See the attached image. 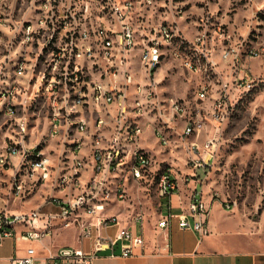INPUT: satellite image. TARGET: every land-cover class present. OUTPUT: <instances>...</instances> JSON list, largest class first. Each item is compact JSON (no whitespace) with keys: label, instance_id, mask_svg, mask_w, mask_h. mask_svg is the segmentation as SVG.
Segmentation results:
<instances>
[{"label":"built area","instance_id":"1","mask_svg":"<svg viewBox=\"0 0 264 264\" xmlns=\"http://www.w3.org/2000/svg\"><path fill=\"white\" fill-rule=\"evenodd\" d=\"M132 2H126L123 6L114 3L115 10L119 12L120 29L93 28L95 38H88V30L84 28L80 31L82 41H75L72 38V56L75 58L76 65L71 68L65 64L61 70L59 64L64 62L66 57L65 46H63V34L57 37L56 30L51 34L44 27L45 17L48 15V2L39 6L42 19L39 28L46 30L44 41L41 43L37 52L36 61L40 57H45L48 63L46 71L36 72V67L32 71L28 85L20 82L18 75L9 78L10 90L0 88V117L6 121L0 125H9L13 128L11 136L4 139L5 144L0 146V167L6 168L12 163V159L17 157V163L13 172V194L15 198L26 199L33 194L37 187L61 181V190L69 191L63 196L49 195L46 204L58 207L57 210L46 211L43 206L35 207L29 211L9 214L7 211H0V243L5 238L23 239L27 242L43 243L51 237L57 229L79 228L81 240H92L93 251H84L75 247H64L49 249L47 254H40L37 248L29 247L28 254L24 257H14L9 264H95L99 252L104 249H112L113 255L118 246H121V256L128 258L136 253V250L143 248L145 239L143 234L134 232L130 228H121L115 234L108 232L110 228L119 227L124 220L120 215H110L105 213L112 203L126 201L127 179L126 174L135 175L136 181L156 182V194L162 207V201L168 199L178 189V178L173 176L172 169L163 173L162 179L154 178L156 168H161L163 163L149 162L148 156L141 154L140 140L146 133L144 119L150 117L153 120L154 135L160 144L166 145L169 141L163 133V127H155V119H162V126L167 122L165 119L166 109L164 100L161 101L152 85L146 86L140 79L133 78L132 57L135 50H142L146 45H152V62L140 63L142 73L150 77L152 73L160 69L167 55L179 56L176 53L175 38H180L181 34H170V24H160L152 29L151 32L140 35L138 31L127 29V16L132 8ZM4 12L0 9V45L1 33L9 32V41L6 42L11 48L9 55H4V59L13 61L14 50L25 52L24 64L29 60L35 49H29L28 43L35 42L36 26L33 24L28 29V33L18 34L16 31L17 23L24 18L14 19L13 25L6 26L4 23ZM26 18V17H25ZM62 25V23H61ZM61 25L58 29L61 28ZM38 27V26H37ZM114 31H122L125 35V43L119 47V52L109 54V49H101L100 42H108L114 38ZM170 51V52H169ZM208 59V69L217 73L218 61L209 58L205 49L201 50ZM45 52L46 55H45ZM254 50L250 55H254ZM235 54H240L238 49L231 47V60H226L228 65L238 70V77L233 81H226L225 91L214 101L212 119L219 124L216 126L212 137L204 142H197V133L205 132L207 129L206 120L193 117L186 104L179 102L172 103L173 117L179 116L185 122V133H192L196 141L185 142L187 148V164L193 173L184 176L186 183L191 185L199 176L196 171L203 169L205 176L206 168H210L213 163L214 155L217 153L221 133V121L228 105H232L233 92L231 87L237 90H247L253 85V78L247 62L243 60V66H236ZM2 56H0L1 58ZM35 57V56H34ZM56 63H49V60ZM224 58V52L222 54ZM225 59V58H224ZM60 62V63H59ZM191 72L200 74L199 65L189 62L188 59L183 63ZM37 66V64H36ZM99 66H107V76H99ZM30 72V71H29ZM28 72V73H29ZM51 74V86L47 88V94H43L48 100L46 106L49 114V132L40 140L31 144V140L38 131L37 126H33V134L25 135L23 129H16L14 126V115L12 108V96L15 89H23L25 100L22 102L21 117L24 123H29L27 109L31 107L33 96H40L38 85L42 82V74ZM65 80L64 86H58L57 78ZM0 78H8L6 74H0ZM105 79H112V87H105ZM12 80V81H11ZM138 81L139 96H136V103L131 110L124 109L125 97L128 94L129 81ZM69 92H77L78 101H71ZM203 99L204 93L208 92V86L204 85L199 92ZM151 99L150 111H142L143 99ZM70 104L78 105V112H70ZM55 110H63L65 124L55 126ZM91 113L92 119L88 117ZM130 120L133 128V140L129 147V152H122L116 145L118 136L121 135L120 121ZM151 121V122H152ZM150 123V122H149ZM34 125V124H33ZM65 135H72V144L75 146L74 155L62 154V143ZM98 135V143H93L92 148H85L83 144L84 136ZM50 152H59L58 163H69V169L64 177H57V168L53 173L46 174V165L49 160ZM101 156H109V166H100ZM120 157L121 165L114 166L113 158ZM85 171H91V180L80 184L79 177L84 176ZM32 181L28 187V181ZM202 181V180H201ZM201 183V185H200ZM193 185V184H192ZM190 202L185 212L178 215L179 227L183 230L191 229L199 234V238L211 234L209 226L210 206L205 200L203 181L195 183L190 188ZM226 207L230 209V205ZM169 209L171 206L169 205ZM172 211L163 217L159 226L168 228L172 217ZM133 221L141 222L143 225L145 216L135 213Z\"/></svg>","mask_w":264,"mask_h":264},{"label":"rangeland","instance_id":"2","mask_svg":"<svg viewBox=\"0 0 264 264\" xmlns=\"http://www.w3.org/2000/svg\"><path fill=\"white\" fill-rule=\"evenodd\" d=\"M45 1L49 5L47 12L49 17H45L44 27L48 26L46 30L51 34L56 30L57 37L61 36V33L64 35L62 44L66 48V57L63 63L59 62V70L65 64L68 65L69 61L71 68L76 65L75 58H71L70 42L72 38L77 42L82 41L80 31L84 28L92 29L88 30V38H95L93 28L120 29L119 12L115 10L114 3L121 6L128 1L133 3L127 22L132 23L137 31L139 28L140 35L151 32L160 24H170L175 34H181L180 38H175L176 53L179 56L167 55L160 69L150 77H146L140 67L143 55L150 45L144 46L143 53L142 50H135L131 59L133 77L143 81L146 86L152 85L158 94L157 98L164 100V109L167 108L165 113L167 122L162 126V119H155V127H163V133H166L165 138L168 136L169 142L164 146L151 131H146L140 143L151 151L158 163H163L162 169H172L175 177L187 173L185 169L189 166L185 142L196 139L192 135H183L185 122L179 116L173 117L172 103L174 101L185 103L193 117L206 120L207 129L205 132L197 133V142L202 143L212 137L219 124L211 117L214 101L223 95L221 92L223 80L233 81L239 72V69L228 72L232 67L225 61L232 58L230 55V59H224L222 54L231 53L232 46L238 49L240 54H235L234 58L240 62L236 66H243L245 60L255 82L247 90L233 91L231 87L230 91L234 93L233 104L228 108L229 118L220 124L221 133L214 161L210 168H206L207 175L204 173L200 178L196 177V180L203 181L205 200L212 209L221 204L223 209L237 213L250 226L252 234L264 241V0H0V9L6 14L4 15L6 26L13 25V18H24L17 23L18 34L28 33L32 21L38 26L35 42L28 43L29 49H35L31 55L34 59L29 60L28 65L24 64L25 52L21 50H14L13 61L4 59L3 56L9 55L11 48L5 44L9 41V32L1 33V42L4 43L0 45L2 56L0 74H6L8 77L0 78L2 90H10L9 78L18 75V80L28 85L34 67L36 72L46 71L48 67L45 57H40L38 62L35 60L46 32L39 28L42 19L39 6L45 4ZM60 25L61 28L58 29ZM100 45L101 49H105L104 42H100ZM202 49L206 50L210 59L218 61L217 73L209 71L210 76L196 74L184 66L183 63L187 59H193L195 63L208 62ZM114 50L117 52L116 48ZM251 50H254V55H250ZM49 63H53V67L56 65L51 58ZM105 68L107 66H99V76H107L102 74ZM50 78V73L42 74V82L38 85V93L42 94V97L33 96L32 105L26 111L29 123H24V117H21L22 102L25 100L23 89H15L11 97L15 128H25L24 134L31 135L33 126H37L38 133L33 136L31 144L49 132L48 107L45 105L48 99L43 97V94H47V88L51 86ZM57 80L62 83L58 86L65 85L64 77ZM105 83L112 86V79H105ZM136 83L138 84V81ZM204 85L208 86L207 99H201L199 96ZM71 93L75 96V92ZM128 94L132 95L129 98L130 105L136 96L140 95L133 86L128 89ZM143 103L145 112L150 111L151 99H143ZM58 117L60 125L63 126L65 124L63 110H59ZM144 120L148 122L146 129L150 124L153 127L152 118L146 117ZM5 121V118L0 117V124ZM130 123L129 120L127 124ZM12 132L14 131L9 123L0 125V146L5 144L4 139L11 136ZM95 139L94 135L84 136L85 148H92ZM122 141L126 144L128 142L127 147L131 146V140ZM61 147L62 152L66 147L75 148L72 144V135H65ZM127 150L129 152V148ZM57 155L59 157V152L49 153L54 159H57ZM15 163L17 157L13 158L12 163L6 168L0 167V174H6L11 168L14 170ZM12 175L13 172L7 175L5 184H13ZM156 182L151 180L140 184L133 180L128 183L126 199L128 204H117L115 211L122 210L121 216H128L129 220L134 213H141L150 219L160 212ZM31 183L32 181H28L27 186L30 187ZM50 184L45 185L46 188ZM56 185L53 183L54 188ZM57 189L61 190V187ZM208 200L212 202L209 204ZM227 204L230 205V209L226 207ZM126 209L130 211L129 215ZM105 213H109V210Z\"/></svg>","mask_w":264,"mask_h":264},{"label":"crops","instance_id":"3","mask_svg":"<svg viewBox=\"0 0 264 264\" xmlns=\"http://www.w3.org/2000/svg\"><path fill=\"white\" fill-rule=\"evenodd\" d=\"M223 71V69H221ZM233 69L231 68L229 73ZM91 120V113L88 112ZM47 128V127H46ZM146 131H151L154 135V129L149 125ZM141 144V143H140ZM142 145V144H141ZM146 149V146L142 145ZM149 150V149H148ZM187 173H193L192 169L187 167ZM11 168L6 174H0V211H7L9 214L29 211L38 206H43L46 211L57 210L58 207L52 204H46L50 194L65 197L67 190L54 188L52 184L46 188L45 185L37 189L28 199L15 198L13 194V184H5L7 175L12 174ZM91 171L84 172V179L90 177ZM200 176L204 174L203 169L196 171ZM184 176L178 174V189L171 197L162 201L160 212L154 214L150 219L145 217L143 225L141 222L129 220L128 216L123 217L122 210L115 211L117 204L128 202L112 203L109 207L110 215H120L124 222L119 227H113L108 230L115 234L121 228H130L134 232L143 234L145 246L136 250V253L128 258L121 256V246H118L113 255L112 249H104L98 253L95 264H264V241L252 234L250 226L244 218L237 213H231L220 204L212 209L209 219L211 234L199 238V234L191 229L183 230L179 227L178 215L186 211L190 202L191 187H194L196 180L191 185L185 182ZM47 185V184H46ZM38 196V198H37ZM209 204L212 202L208 200ZM124 205V206H125ZM130 205V204H129ZM169 205L171 209H169ZM172 211L175 215L172 217L168 228L159 226L160 220ZM129 215V210L126 209ZM135 214V213H134ZM132 215V218L134 216ZM153 214V213H152ZM79 228L72 227L68 229H57L54 234L41 242H27L23 239L5 238L0 243V264H9L10 259L14 257H24L28 254L29 247L37 248L40 254H47L49 249L64 247H75L84 251H93L92 240H81Z\"/></svg>","mask_w":264,"mask_h":264},{"label":"bare ground","instance_id":"4","mask_svg":"<svg viewBox=\"0 0 264 264\" xmlns=\"http://www.w3.org/2000/svg\"><path fill=\"white\" fill-rule=\"evenodd\" d=\"M126 27L127 29H131V31H137L135 29V27H133L132 23L127 22L126 21ZM170 34H175V32L173 31V29L170 27ZM125 43V35H123L122 31H120L119 33L114 32V38L113 40H111L110 45H108V42H104V47L105 49H109V54H113L116 53V51L114 50L115 48L117 49V52H119V47H121L122 45H124ZM231 53H225L224 54V58L226 59H230ZM152 45L149 46L147 52L144 53L142 60L144 61V64L150 63L152 62ZM236 59V58H235ZM189 62L195 63L193 61V59H188ZM240 62V60H235V64L237 65V63ZM195 65H199V69H200V73L203 75H208L209 74V69H208V62H197L195 63ZM215 72V70H214ZM106 74L107 75V68L104 69V72H102V74ZM51 76V74H50ZM46 77V76H45ZM44 77V78H45ZM134 78V77H133ZM51 80V78H50ZM52 82V80H51ZM58 84H62L58 81ZM51 85V84H50ZM107 85V86H106ZM111 84H106L105 83V87H112L110 86ZM131 86L136 88L137 93L139 92V88H138V84L136 83L135 80H131L129 81V86L128 89L131 88ZM226 89V81L222 82V87H221V91H225ZM209 93H204L203 99H207ZM75 96H73V94L71 92H69V96H70V100L71 101H78V96H77V92L74 93ZM129 98L130 97H125V101H124V109L125 110H131L132 107L135 105L136 103V98L133 102V104H129ZM231 105H228V108ZM13 108V106H12ZM214 108V106H213ZM142 111L145 112V104L142 102ZM70 112H78V105L77 104H70ZM55 126H61L60 125V119L58 117L59 114V110H55ZM229 118V110H225V114L223 115V120L221 121V125L226 122V120ZM129 120H123L120 121V128H121V135L122 136H118L117 140H116V145L119 148V150H122V152H128V142L127 144L124 143L122 140L126 139L128 140H133V128L131 123L127 124ZM62 123V122H61ZM23 131H25V128H23ZM166 134V133H165ZM187 136L192 135V133H185ZM126 136V137H125ZM94 137L96 138L95 141L93 143H98V135H94ZM168 137V136H167ZM92 143V145H93ZM68 146V145H67ZM74 146V144H73ZM75 147V146H74ZM62 154L64 156L66 155H74L75 154V148L71 149V148H65L62 152ZM141 154H144V156H148V161L149 162H157L155 160L154 155L151 153L150 150H147L146 148H144L143 146H141ZM59 159L58 155H57V159H54L52 157L49 156V160L47 162L48 165H46V174L49 173H53L56 170V166L58 165L57 168V177H64L69 169V163H58L57 164V160ZM113 162H114V166L116 165H121L120 162V157H116L113 158ZM99 163L100 166H109L110 162H109V156H101V159H99ZM162 166V165H161ZM166 167V166H165ZM169 170L167 169H162L161 168H156L154 171V178L155 179H162L163 177V173H167ZM91 174V173H90ZM84 177V176H83ZM83 177H79L80 180V184L83 183H87V181L83 180ZM126 179H127V184L132 182L133 180L136 181L135 175L133 174H126ZM87 180H91V175ZM55 185H56V189L61 187V181H54ZM179 187V184H178Z\"/></svg>","mask_w":264,"mask_h":264}]
</instances>
